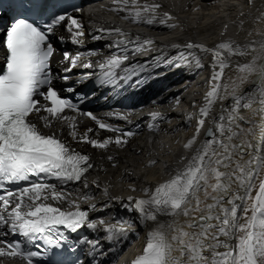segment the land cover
Instances as JSON below:
<instances>
[{
  "label": "snow or ice",
  "instance_id": "6c2138e0",
  "mask_svg": "<svg viewBox=\"0 0 264 264\" xmlns=\"http://www.w3.org/2000/svg\"><path fill=\"white\" fill-rule=\"evenodd\" d=\"M113 2L117 7L111 10L126 12L124 18L134 23L175 27L167 24L172 19L170 14L156 16V10L161 7L158 4L145 3L138 7L139 0ZM12 12L3 42L8 55L0 67V257L19 259L24 264H40L55 249L76 251L69 237L81 229L95 231L101 228L112 240L126 236L131 226L123 219H117L115 223L106 222L104 218L93 219L90 214L98 209L96 204H89L93 197L88 193L72 198V192L65 186L74 185L73 190L77 193L81 188H89L86 174L93 168L91 157L61 139L62 133H45L42 129H51L53 122L58 120L67 124L68 135L74 142L100 150H107L112 144L122 147L134 133L122 132L92 112H82L73 99L62 95L75 93V87L67 86L61 90L54 86L53 81L57 78L67 84L71 79L68 74L78 66L92 68L93 63L88 58L98 55L94 50L74 55L65 51L61 64L67 66L61 73H53L51 61L57 50L55 42L80 46L85 35L84 25L68 10L65 0H13ZM3 14H7V10ZM261 19H264V13L257 17V20ZM61 26L69 34L67 39L57 33ZM108 33L125 39H117L108 45L117 52L98 62L101 85L115 83L117 70L129 59V51L143 53L155 43L152 38L128 40L129 34L120 28L110 29ZM92 38L99 40L102 37ZM128 45L134 47L129 49ZM170 47L182 50L171 59L156 58L154 64L123 68L125 75L121 79L129 80L141 73H149L136 81L142 86L161 63L175 68L194 63L196 68H203L202 57L207 55L212 56L209 65L212 74L203 106L188 117L189 121L196 119V127L194 135L184 145L186 150L192 151L191 158H181V162L187 159V164L176 169L169 179L154 189H142L143 197L129 196L127 202L122 197L114 198L127 212L135 213L142 223L153 224L143 253L132 264H264V179H261L264 172L261 149L264 144V83L256 85L248 94H237L249 75L264 73V64L259 63L264 60V42L241 46L225 40L211 48L191 42ZM191 50H198L202 55ZM250 55L252 59L248 63L237 67L242 74L238 78L239 84L235 81L232 85L221 83L231 57ZM82 58L86 62L81 65ZM88 75L84 74L76 83H83ZM229 96L232 104L228 108L222 106L219 115L212 116L217 102L222 104ZM254 103L260 105L257 112L261 122L252 124L248 121L252 126L241 128L238 123L244 120L240 115L241 108H251ZM68 111L90 118L98 129L120 135L101 140L89 136L94 132L93 128L80 133L76 116L66 115ZM120 118L128 119L127 115ZM151 118L163 117L153 113ZM206 120L211 127L198 144ZM154 126L149 124L150 128ZM257 128L258 138L254 131ZM247 135H252L257 143L253 145L247 139L233 143L234 139ZM108 159L114 157L108 156ZM92 183L99 187L97 181ZM103 191L108 195L107 188ZM81 203L88 207L82 209ZM107 207L105 204L104 208ZM196 213L201 214L196 216ZM181 215L191 217L187 227L195 231L177 227L175 218ZM164 216L173 219L162 222L160 217ZM9 235L19 238L8 240ZM77 241L93 248L99 244L87 237H78ZM33 247L38 250H32ZM174 250L180 251V257L172 255Z\"/></svg>",
  "mask_w": 264,
  "mask_h": 264
},
{
  "label": "bare ground",
  "instance_id": "6f19581e",
  "mask_svg": "<svg viewBox=\"0 0 264 264\" xmlns=\"http://www.w3.org/2000/svg\"><path fill=\"white\" fill-rule=\"evenodd\" d=\"M201 2L203 6L197 3ZM158 4L161 7L159 11L163 17L165 13L170 14L172 19L167 21L168 25H175V27H167L159 23L154 25H147L143 22L134 23L131 19H125L126 12L112 11L111 9L117 7L113 0H97L87 10V13L81 11L74 12L81 23L84 25L85 35L83 37V44L80 46L71 43L61 44L57 41L58 49L60 50L54 57V73H61L66 64H61L63 59V48L71 49L73 55L77 52H87L94 50L101 57L100 62H103L105 57L111 56L117 49L109 47L104 49L105 45L100 42H95L93 36L104 37L108 35L113 38L108 45H111L117 39H125L115 33L109 35L108 30L120 28L129 35L128 40H135L139 37L141 40L152 38L157 47L162 49L164 54L161 60L174 58L182 49H175L170 47L173 44L185 45L189 42L194 44H203L208 47H215L218 43L225 40L235 41L241 46L256 42H264V19L257 20L264 13V0H139L138 7L144 4ZM161 11V12H160ZM158 14V13H156ZM173 21H180L173 24ZM103 27L105 32L102 34L96 30ZM107 32V34H105ZM58 35L68 38V33L63 26L57 30ZM2 33L0 32V51ZM154 43V44H155ZM129 49L134 45H128ZM195 51L198 55H202L198 50ZM255 55V53H252ZM250 56H233L231 57L230 66L224 70V76L221 81L223 84L232 85L235 81L239 84V77L242 75L238 70V65L248 63L252 59ZM84 59L82 58L81 62ZM212 62V56L207 55L202 57L203 68H196L193 63L190 66H184L185 74L171 75L169 68L153 69L151 78L147 80L142 87L145 90L140 91L143 104L140 108L127 113L111 114L101 108L94 109L92 113L104 122L113 126H129L134 128V135L128 138V141L122 147H117L115 144L109 146L107 150H100L91 147L88 144H81L74 142L68 135V127L66 123L54 121L51 129H42L45 133L55 132L58 135L62 133L61 139L68 141L76 151L87 154L94 161V167L91 169L92 173L87 174L89 181V188H81L79 193L75 192L74 185L69 184L65 186L68 191L72 192V198L75 199L78 195L84 193L90 194L93 199L89 204H96L97 211L91 213L93 219L104 218L106 222L115 223L117 219L129 218L133 224L138 228V236L127 246L125 254L116 262L112 258L102 261L97 260L98 264H132L124 262V257L128 255L132 262L143 253L146 246L148 233L151 231L152 222L142 223L135 213L127 212L122 206L121 202L116 197H122L124 202H127V197H143L144 193L141 191L144 188H155L159 183L164 182L170 178V175L175 173L178 168H183L188 160L181 162L182 157L191 158L192 151L184 148L185 143L192 138L195 133L196 119L188 120L190 115L197 113L199 107L204 104V97L209 91V80L212 74V69L209 65ZM150 63L147 60H138L137 54L129 51V59L121 65L123 68H128L133 65H140ZM264 64V60L259 62ZM152 64V63H150ZM218 70V69H217ZM159 73V75H156ZM146 73L138 76L142 79ZM146 75H149L147 73ZM145 75V76H146ZM136 77V76H133ZM61 82L59 78L56 79ZM264 83V73L256 72L248 76L245 83L240 85L237 90L238 95H245L250 93L256 85ZM141 86V85H139ZM229 87L228 91L231 92ZM232 98L229 96L221 102H217L214 106L212 116H218L221 107L228 108L232 104ZM195 105V107H194ZM260 108L258 103H254L251 108H241L240 115L244 120L238 121L241 128L248 129L252 124H259L261 122V115L257 112ZM159 113L162 119L153 120L152 114ZM66 114V113H65ZM111 114V115H110ZM69 116H76V123L78 131L84 133L88 128H93L94 132L89 133L93 138L101 140L107 137H114L120 133L109 132L104 129H98V126L90 118L79 116L75 113L66 114ZM121 115H127L128 119H121ZM251 121L252 124L248 123ZM39 124V122L37 121ZM149 124L155 126L150 128ZM211 127V124L206 120L205 128L201 131L197 143L205 139V131ZM256 136H259V129H254ZM240 139L251 140L253 145L257 143L252 135L242 136L239 139H234L233 143H239ZM262 154H264V144L261 145ZM255 149H253L254 151ZM108 156L114 157L109 160ZM247 159V156H245ZM155 161L153 164L152 162ZM223 170V169H221ZM261 179H264V172L261 173ZM97 181L99 187L92 183ZM259 181H257V184ZM104 188L108 189V195L104 194ZM135 188V191H132ZM255 196V195H254ZM203 199V197H201ZM211 203V201H208ZM107 204L108 207L104 208ZM67 207V205H60ZM88 205L81 203V208L86 209ZM201 213H196L199 216ZM173 218L164 216L160 217L162 222H170ZM177 227H184L185 231L193 232L195 229L188 228L187 223L191 217L178 216L175 218ZM133 226L131 224L128 229ZM127 229V232H128ZM100 232L102 239L111 242L113 249L122 248L127 243L129 237L126 235L119 239H108L107 234L98 228L95 234ZM175 234V233H173ZM223 239V238H222ZM177 245V249H178ZM223 251V249H220ZM175 257H180L179 250H174L172 253ZM184 258L187 259L185 256ZM0 264H21L16 260L8 257H0Z\"/></svg>",
  "mask_w": 264,
  "mask_h": 264
},
{
  "label": "rangeland",
  "instance_id": "374dc122",
  "mask_svg": "<svg viewBox=\"0 0 264 264\" xmlns=\"http://www.w3.org/2000/svg\"><path fill=\"white\" fill-rule=\"evenodd\" d=\"M255 194H256V192H255V191H253L252 195L254 196ZM184 259H186V258H184Z\"/></svg>",
  "mask_w": 264,
  "mask_h": 264
}]
</instances>
